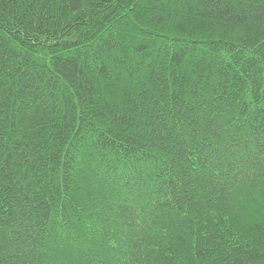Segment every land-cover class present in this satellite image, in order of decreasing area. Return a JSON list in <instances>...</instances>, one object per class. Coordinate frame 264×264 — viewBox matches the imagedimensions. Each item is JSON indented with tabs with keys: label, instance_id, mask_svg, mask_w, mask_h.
<instances>
[{
	"label": "trees",
	"instance_id": "1",
	"mask_svg": "<svg viewBox=\"0 0 264 264\" xmlns=\"http://www.w3.org/2000/svg\"><path fill=\"white\" fill-rule=\"evenodd\" d=\"M0 264H264V0H0Z\"/></svg>",
	"mask_w": 264,
	"mask_h": 264
}]
</instances>
